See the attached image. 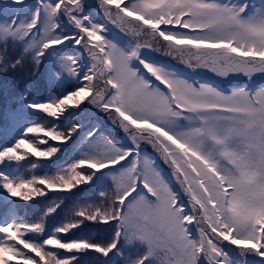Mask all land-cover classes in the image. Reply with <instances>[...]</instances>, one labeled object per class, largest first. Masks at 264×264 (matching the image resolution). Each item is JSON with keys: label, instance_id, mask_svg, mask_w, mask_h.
<instances>
[{"label": "snow or ice", "instance_id": "1", "mask_svg": "<svg viewBox=\"0 0 264 264\" xmlns=\"http://www.w3.org/2000/svg\"><path fill=\"white\" fill-rule=\"evenodd\" d=\"M0 264H264V0H0Z\"/></svg>", "mask_w": 264, "mask_h": 264}, {"label": "trees", "instance_id": "2", "mask_svg": "<svg viewBox=\"0 0 264 264\" xmlns=\"http://www.w3.org/2000/svg\"><path fill=\"white\" fill-rule=\"evenodd\" d=\"M192 75H197L196 73H192Z\"/></svg>", "mask_w": 264, "mask_h": 264}]
</instances>
